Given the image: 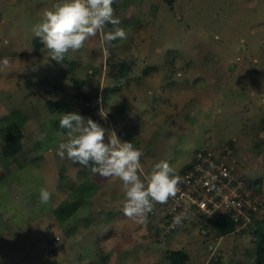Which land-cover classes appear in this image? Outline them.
Returning <instances> with one entry per match:
<instances>
[{"label":"rangeland","instance_id":"obj_1","mask_svg":"<svg viewBox=\"0 0 264 264\" xmlns=\"http://www.w3.org/2000/svg\"><path fill=\"white\" fill-rule=\"evenodd\" d=\"M57 2L0 0V61H10L0 68V264H171L172 249L188 252L186 264L255 262L264 240V0H114L121 23L104 31L123 28L127 39L102 46L98 34L63 61L32 33ZM68 112L143 151L142 178L161 161L180 173L200 149L227 155L258 199L257 221L221 234L218 218L190 210L172 229L168 200L135 223L122 211L121 181L57 155ZM19 118L22 148L7 156V128ZM42 188L52 194L46 204Z\"/></svg>","mask_w":264,"mask_h":264},{"label":"clouds","instance_id":"obj_2","mask_svg":"<svg viewBox=\"0 0 264 264\" xmlns=\"http://www.w3.org/2000/svg\"><path fill=\"white\" fill-rule=\"evenodd\" d=\"M113 3L114 0H59L44 11L41 21L32 27V33L56 61H63L69 51L81 50L86 41L98 34H102V46L127 39L123 28L104 31L108 24L121 23L115 15ZM9 66L7 57L0 61V68ZM59 126L68 130V139L59 144L57 155L85 167L94 165L91 168L93 173L121 181L125 195L122 211L135 223L144 224L155 204H166L177 195L184 178L169 162L157 163L151 174L142 178L139 170L145 153L132 142L121 141L114 131L107 132L106 140L104 127L76 112L64 113L59 118ZM51 195L42 188L40 202L46 204ZM186 217L187 213L182 212L174 217V223L179 225Z\"/></svg>","mask_w":264,"mask_h":264},{"label":"built area","instance_id":"obj_3","mask_svg":"<svg viewBox=\"0 0 264 264\" xmlns=\"http://www.w3.org/2000/svg\"><path fill=\"white\" fill-rule=\"evenodd\" d=\"M178 174L184 180L177 195L169 199L165 214L174 219L186 212L187 217L181 224L188 222V213L193 210L208 218L231 221L238 230L239 226L251 223L253 214L258 213V199L249 197L240 172L227 155L216 152L213 147L200 149L193 162ZM181 224L173 223L172 229Z\"/></svg>","mask_w":264,"mask_h":264},{"label":"trees","instance_id":"obj_4","mask_svg":"<svg viewBox=\"0 0 264 264\" xmlns=\"http://www.w3.org/2000/svg\"><path fill=\"white\" fill-rule=\"evenodd\" d=\"M169 3H173L174 0H165ZM109 25V24H108ZM105 89V88H104ZM106 90V89H105ZM104 90V92H105ZM49 108L51 110H55L57 112L58 103H50ZM60 109V108H59ZM53 114V113H52ZM25 121L20 119L16 120L12 124H10L7 128V135L9 143H7L5 148V154L7 156H12L18 153L22 148V138L23 132L21 130V125ZM75 211V210H74ZM254 221H257L256 215L253 214ZM218 226L219 232L221 234L228 233L234 229L233 223L231 221H227L224 218L218 222H215ZM168 243V242H164ZM169 262L171 264H186L187 259L189 258L188 252L182 249H172L167 256ZM237 264H246L243 262H237ZM251 264H264V240L260 241L256 247V260Z\"/></svg>","mask_w":264,"mask_h":264}]
</instances>
